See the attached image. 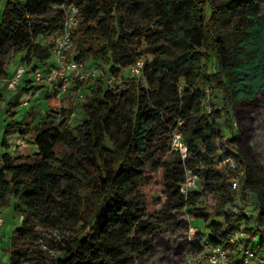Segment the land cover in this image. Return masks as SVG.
<instances>
[{
  "label": "trees",
  "instance_id": "obj_1",
  "mask_svg": "<svg viewBox=\"0 0 264 264\" xmlns=\"http://www.w3.org/2000/svg\"><path fill=\"white\" fill-rule=\"evenodd\" d=\"M252 1L137 0L133 9L126 6L127 0L77 1V19L82 20L77 34L84 51L94 61L106 60L113 50L116 53L108 75L117 77L141 60V52L124 39L123 17L154 58L151 65L144 64L141 77L125 79L119 91L104 80L98 82L89 98L92 111L82 124L62 129L63 124L45 123L37 129L33 144L38 161L16 164L10 154H0V206L11 207L14 202L25 208L28 218H44L52 228L81 224L86 231L98 232L100 240L95 244L85 238L70 239L62 248L63 257L52 258L51 264H134L133 256L119 246L123 220L132 222L134 243L142 239L151 245L162 220H140L121 193L144 173V160L152 161V147L158 145L155 137L162 127L171 138L180 132L187 152L182 157L174 151L173 162L157 160L153 166L159 176L142 178L166 197L158 212L160 218L157 214L154 219L187 209L207 225L205 238L199 237L200 232L194 234L190 256L202 252L204 243L234 249L237 245L230 244V237L235 230L245 234L240 240L245 248L264 252V170L249 157L264 110V17L245 11ZM65 2L7 0L0 21V77L8 55L29 49L42 32L41 26H31L30 21ZM239 8L243 9L242 22L232 33L223 32L219 27L222 17ZM100 19L103 23L90 25ZM94 38L98 46H87ZM35 53L49 55L39 46ZM74 59L82 62V55ZM207 87L210 113L202 106ZM56 97V92L48 96V104L55 107ZM120 107L130 111L123 121ZM223 117L231 125L236 123V135L222 132L218 120ZM21 126L8 128L19 131ZM119 130L124 134L121 139L116 136ZM64 145L83 150L81 164L97 176L94 186L84 185L77 191L76 200L68 196L67 188L80 182L81 172L72 155L60 153ZM219 149L234 158L235 168L220 163ZM187 170L204 177L199 190L183 195L180 183ZM233 178L239 181L236 191L230 189ZM246 192L257 200L253 216L242 212ZM207 194L216 197L214 206L199 203ZM233 204L236 212L230 209ZM17 233L26 237L24 228ZM181 262L185 264V258Z\"/></svg>",
  "mask_w": 264,
  "mask_h": 264
},
{
  "label": "rangeland",
  "instance_id": "obj_2",
  "mask_svg": "<svg viewBox=\"0 0 264 264\" xmlns=\"http://www.w3.org/2000/svg\"><path fill=\"white\" fill-rule=\"evenodd\" d=\"M14 1V0H10ZM78 0H66L65 9L77 6L80 8ZM225 0H215L220 4ZM252 1V0H251ZM7 0H0V21L5 9ZM137 0H127L126 6L133 9ZM243 9L225 14L219 25L225 33H232L236 24L242 22L244 14ZM248 13L252 12L255 17H264V0H253L247 9ZM120 13V10H118ZM64 11L53 5L45 15L35 16L30 21V25L41 26V33L33 40V45L20 52H11L3 62V72L0 77V154L8 153L16 164H22L29 161H38L37 150L33 144L36 130L41 128L45 123H51L52 126L63 124V128H73L83 123L90 116L91 107L89 98L96 89L98 82L108 76L113 62L116 59L114 50L109 54L106 60L94 61L90 59L84 51V42L79 39L78 30L73 36V46L66 61L82 55L84 69L79 73L71 84L64 91L57 93L56 106L48 104L47 97L52 95L54 89L43 83L38 84L35 81L34 74L41 70L48 76V65L54 42L61 35ZM126 15V13H125ZM134 21L137 20L134 16ZM62 20H59L61 19ZM90 23L95 26L97 22ZM82 23V20H79ZM103 23V22H102ZM126 18L121 19V25L125 27L124 39L130 43V46L136 52H141V61L146 65H151L154 53L146 47L145 41L139 38L133 28L127 27ZM99 41L94 38L90 39L88 45L98 46ZM46 49L48 56L35 53V47ZM21 65L25 68L24 76L17 82L16 87H10L9 81L14 77L16 68ZM124 77L130 81L139 78L131 76L127 70H123ZM88 74V75H86ZM86 77H83L85 76ZM141 85L146 88L142 78ZM124 80L115 79L113 85L121 88ZM181 85V84H180ZM182 86V85H181ZM22 90V92L20 91ZM218 97L220 94H216ZM218 100V99H217ZM216 100V101H217ZM121 118L130 115V111L120 107ZM261 123L257 124L256 131L252 136L254 142L250 150L249 157L255 166L264 170V110L260 111ZM222 132L226 136L237 134L238 126L236 123L231 125L226 122L225 117L218 120ZM21 130H12L8 128L15 124H21ZM124 134L118 131L117 137L121 139ZM158 145L152 147L150 160H144V173L138 174L135 183L129 184L127 190L121 194L125 197V202L129 204V209L140 220L159 221L156 226V232L153 236L151 245L144 243L142 239L134 241L131 239V221L127 220L120 224L119 230L122 236L119 246L122 251L133 256L134 264H182L181 258H185V264H193L190 256L189 247L194 241V234L200 232L199 237H204L209 233V228L205 223L193 218L188 214L187 209L179 212H171L165 219L158 213L164 204L165 195L155 187L151 186L143 176L157 178L159 171L154 169L153 164L157 160L162 162H173L177 155L173 154L171 148V135L165 127L160 128L156 134ZM173 146V145H172ZM63 155H72L75 161V167L81 172L80 182L76 185H69L67 188L68 196L76 200L77 191L84 185H93L96 183V173L85 168L81 164L85 155L83 150H73L69 146H61L59 149ZM202 177L204 175L202 174ZM147 178V177H146ZM92 187V186H91ZM79 194V192H78ZM246 205L252 216L256 210V197L253 193L246 192ZM200 204L214 206L217 201L216 197L207 194ZM3 207V206H2ZM159 214V218L154 217ZM4 224L0 231V264H51L52 258L63 257L62 248L72 238H85L89 243L95 244L100 240L97 231H86L81 224L77 226L69 223L62 224L59 228H52L44 218H28L25 215V208L13 202L11 207H3ZM252 218V217H251ZM27 220V223H23ZM24 228L25 238L18 236L17 230ZM243 228V226H241ZM242 230V229H241ZM187 260V262H186ZM183 261V260H182ZM190 262V263H189Z\"/></svg>",
  "mask_w": 264,
  "mask_h": 264
},
{
  "label": "built area",
  "instance_id": "obj_3",
  "mask_svg": "<svg viewBox=\"0 0 264 264\" xmlns=\"http://www.w3.org/2000/svg\"><path fill=\"white\" fill-rule=\"evenodd\" d=\"M59 9L64 11L63 18L64 22L62 24L61 35L58 36L54 42L53 50L51 52L50 61L48 65V76L45 75L40 69L34 74L36 83L47 84L51 86L55 92L64 91L71 82L79 78V73L84 69L82 62H79L73 58L66 61V57L70 54L73 46V33L79 27V19L77 15L79 9L77 6H72L71 8L65 9V3L56 5ZM144 63L138 60L136 63L130 65L129 67L123 69L127 70L128 73L133 77H141L143 71ZM122 70V71H123ZM120 72L119 76L108 75L105 81L110 88H117L113 85L114 80H124V74ZM25 68L19 65L16 70L14 77L9 81L10 87H16L17 82L24 76ZM88 75V74H86ZM83 76V77H86ZM121 88H124V83H122ZM206 97L202 102V106L205 108L207 113L211 112V95L209 87L206 88ZM171 148L185 156L187 152V146L182 140L180 132H174L171 138ZM217 154L220 156V163L226 165L229 168H235L236 162L234 158L230 155L224 154L220 149L217 150ZM203 177L200 174L194 173L191 170H187L184 174L182 183H180V192L183 195H187L189 192L199 190L202 187ZM239 186V181L237 178H233L231 181L230 189L231 191H236ZM231 211H237V205L233 204L230 206ZM242 212L246 216L252 214L247 207H243ZM4 224L3 218V207L0 206V231L2 230ZM245 234L239 230H235L230 237V244H236L237 247L234 249L226 248L223 246H210L208 243H204V248L202 252L192 258V263L194 264H264V252H256L250 248H245L240 240L244 238Z\"/></svg>",
  "mask_w": 264,
  "mask_h": 264
}]
</instances>
